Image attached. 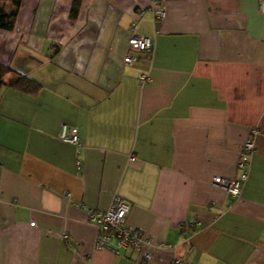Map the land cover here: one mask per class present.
Returning <instances> with one entry per match:
<instances>
[{
    "label": "crops",
    "instance_id": "obj_1",
    "mask_svg": "<svg viewBox=\"0 0 264 264\" xmlns=\"http://www.w3.org/2000/svg\"><path fill=\"white\" fill-rule=\"evenodd\" d=\"M149 1L22 0L0 30V64L40 86L0 97V264H264V14L257 0H155L154 20ZM139 10L133 33L155 49L131 67ZM62 124L78 128L79 169ZM249 136L234 200L212 179L237 176ZM115 196L129 229L166 246L150 261L94 249L87 210Z\"/></svg>",
    "mask_w": 264,
    "mask_h": 264
},
{
    "label": "built area",
    "instance_id": "obj_2",
    "mask_svg": "<svg viewBox=\"0 0 264 264\" xmlns=\"http://www.w3.org/2000/svg\"><path fill=\"white\" fill-rule=\"evenodd\" d=\"M259 12L264 14V0H257ZM147 10L152 14L154 20H161L165 17V6L155 0H150ZM145 14V10L137 12V19L132 23V33L128 39V47L123 62L127 66H137L143 57L150 62L154 53V37L133 33L137 29L138 20ZM140 85L149 81L148 70H142L137 74ZM59 141L75 147L76 166L79 169L82 161L80 159L83 147L78 128L62 124L58 133ZM254 141L249 136L241 146V152L236 161L237 176L233 179L214 177L212 183L222 188L232 199L238 200L241 197L243 186L247 180L250 170L251 156L254 152ZM130 211V205L115 196L109 206L101 211L87 210L88 221L94 226V249H106L114 254L131 250L141 254L144 261H150L151 250L164 249L166 246L156 243L141 231L129 229L126 226V218ZM199 223L191 219L184 224L186 229ZM183 228V227H182ZM189 231H187L188 233ZM65 238V235L63 236ZM148 249V250H145ZM180 264V260H175Z\"/></svg>",
    "mask_w": 264,
    "mask_h": 264
},
{
    "label": "trees",
    "instance_id": "obj_3",
    "mask_svg": "<svg viewBox=\"0 0 264 264\" xmlns=\"http://www.w3.org/2000/svg\"><path fill=\"white\" fill-rule=\"evenodd\" d=\"M7 1L10 2L13 9L7 11L3 6H0V30L11 31L14 28L22 0ZM77 5L78 3L75 1L71 18L76 17ZM5 89H14L25 94L35 95L40 90V86L26 76L15 73L9 67L0 64V97Z\"/></svg>",
    "mask_w": 264,
    "mask_h": 264
}]
</instances>
